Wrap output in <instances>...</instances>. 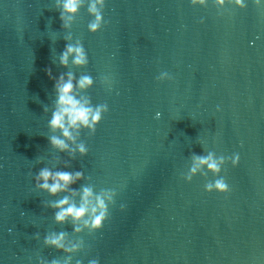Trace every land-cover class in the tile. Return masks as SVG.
Returning a JSON list of instances; mask_svg holds the SVG:
<instances>
[{
	"label": "water",
	"instance_id": "water-1",
	"mask_svg": "<svg viewBox=\"0 0 264 264\" xmlns=\"http://www.w3.org/2000/svg\"><path fill=\"white\" fill-rule=\"evenodd\" d=\"M55 3L0 0V264L62 260L44 235L73 231L54 222L43 204L57 198L33 179L68 159L47 139L49 67L56 77L90 74L86 94L109 107L94 135L81 134L88 155L63 169L91 177L74 188L90 182L117 193L99 232L72 237L85 243L72 264H264V0L219 11L214 0H105L106 24L95 34L82 8L70 31L89 64L69 69L53 63L67 43ZM162 71L173 79L157 81ZM208 151L240 156L220 173L228 194L205 191L218 178L211 173L181 178L191 155Z\"/></svg>",
	"mask_w": 264,
	"mask_h": 264
},
{
	"label": "clouds",
	"instance_id": "clouds-1",
	"mask_svg": "<svg viewBox=\"0 0 264 264\" xmlns=\"http://www.w3.org/2000/svg\"><path fill=\"white\" fill-rule=\"evenodd\" d=\"M255 4L261 6V0H254ZM193 7H207L208 0H190ZM226 4H233L240 9L247 7L246 0H214V5L218 9H223ZM86 8L89 16L93 17L87 29L95 34L106 24L103 16L105 0H56L55 9L59 12L62 28L67 32L63 39L67 42L64 50L58 55V60H53L59 66L69 69L86 68L89 58L85 47L80 40L73 41L71 28L80 10ZM203 22V20L201 21ZM49 79L54 81L55 99L52 102L51 116L48 121V129L51 135L47 136L51 149L57 153H65L68 159L63 160V169L71 167V161L77 157L88 155V147L81 139L82 132L94 135L98 125L102 122L104 115L109 111L107 103L93 104L91 96L87 95L95 80L90 74H81L78 78L76 74L68 70L58 77L54 76L51 68L45 69ZM173 77L167 71H162L156 80L163 82L171 80ZM100 82L111 88L112 81L109 76H102ZM44 112H48V107L44 106ZM161 113H156L159 119ZM240 161L238 153L232 156L217 155L213 151H208L206 155L193 153L190 157V165L187 171L181 173V178L185 182H191L193 177L201 175L205 178L211 173L218 177L215 180H208L205 191L208 193L217 192L228 194L229 184L220 175L224 166L231 163L233 167ZM61 163L59 157L51 162V167L45 166L33 176L35 188L38 191L46 192L53 199L43 204L45 208L54 211V222L57 225L71 224L72 234L67 231H51L44 235L43 245L46 248L55 249L65 254L64 258L52 259L51 261L38 257L39 264H72L73 256L82 252L85 248L83 239H73L85 230L89 234L99 232L105 222L110 217V206L115 204L116 191L111 188H100L96 190L92 183L81 184L79 188L73 185L80 181L91 180L85 177L81 171H67L58 168ZM29 175H32L30 172ZM121 210L125 207L121 205ZM23 215V212L21 213ZM39 239V233L35 234ZM75 264H82L81 260H76ZM88 264H100L98 258L91 259Z\"/></svg>",
	"mask_w": 264,
	"mask_h": 264
}]
</instances>
